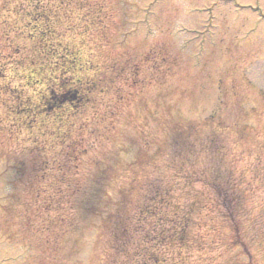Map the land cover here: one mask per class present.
<instances>
[{
  "label": "rangeland",
  "instance_id": "374dc122",
  "mask_svg": "<svg viewBox=\"0 0 264 264\" xmlns=\"http://www.w3.org/2000/svg\"><path fill=\"white\" fill-rule=\"evenodd\" d=\"M18 1L0 0V85L25 97L32 8L14 16ZM237 2L53 5L92 93L29 131L0 91V264H140L152 249L158 264H264V24L249 8L264 0ZM178 168L195 182L169 194L168 219L188 218L180 249L150 214Z\"/></svg>",
  "mask_w": 264,
  "mask_h": 264
},
{
  "label": "trees",
  "instance_id": "16d2710c",
  "mask_svg": "<svg viewBox=\"0 0 264 264\" xmlns=\"http://www.w3.org/2000/svg\"><path fill=\"white\" fill-rule=\"evenodd\" d=\"M71 1L22 0L15 4L13 11L10 9L11 7H5L4 12L8 13L12 11L14 16H18V13L21 10L23 11V6L32 8L29 12L25 11L24 15L30 18L29 22H32L31 29L33 33L31 32L30 37H27V39L31 43L29 50L35 54V57L30 61L17 63V66L23 68L27 66L25 68L28 72L25 75L24 82L26 88H30L32 93L29 96L23 97L22 89H9L8 85H0L2 94L11 97V100L18 106L17 109L12 111L15 114V119L19 117L15 125L16 128L23 125L26 130L30 131L32 129L31 123L37 118L58 113L56 119L59 120L65 107L76 110L80 107H85L90 101L89 95L92 93V84L88 81H82L79 76L82 70L81 57L75 54L74 49L61 42L57 32L59 25L56 26L55 21L51 20L52 16H50L53 5L56 4L57 11L59 6L65 8L68 2ZM11 22L13 23L11 25L6 22L3 23L7 28L4 36L9 37L10 34H13L15 38L22 37L20 36L22 35V31L20 30L19 23L16 19H14V22ZM8 37L6 38L7 43L11 42ZM11 58L13 57L8 56V59L11 60ZM38 62L42 63L38 64ZM13 68L15 67L13 66ZM3 70L5 68L0 67V79L2 80L4 79L5 73ZM10 71L13 76H16L15 69H11ZM19 103H22V106ZM181 170L183 169L178 168L177 174ZM179 174L181 176L180 179L177 176L179 180L175 179L174 182L169 180L165 184L160 183L152 188L153 198L156 199V203L153 207L155 213L150 212V214H152L151 216H155L156 223L162 227L158 229L157 235L166 232V228L164 227L168 226V224H173L174 227H171V231L178 244L182 245L188 229V218H181L182 220L179 218L175 222L168 219L167 211L174 205L171 202L172 197H169V194L174 192L175 189L176 191L180 190L184 184L185 186H191L195 182L189 179L186 180L188 176L185 177L186 174L184 172H180ZM220 204L217 205L219 208L224 207L226 200H222L221 198ZM215 206H212V209H215ZM148 213V210L146 209L145 212L144 208L139 211V214L143 215V217ZM150 218L153 219V217ZM167 229L170 231V227H167ZM162 247L164 248L165 246L162 245ZM121 248H125V246L121 245ZM139 250L136 251V257H141L143 254V251ZM136 261L137 258L134 262ZM158 261V251L152 249L148 257L149 263L143 262L140 264H158Z\"/></svg>",
  "mask_w": 264,
  "mask_h": 264
}]
</instances>
